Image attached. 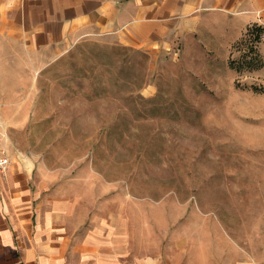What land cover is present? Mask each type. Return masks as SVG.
I'll return each instance as SVG.
<instances>
[{
    "label": "rangeland",
    "instance_id": "obj_1",
    "mask_svg": "<svg viewBox=\"0 0 264 264\" xmlns=\"http://www.w3.org/2000/svg\"><path fill=\"white\" fill-rule=\"evenodd\" d=\"M175 42L50 55L0 146L32 159L34 193L118 264H264V29L228 60Z\"/></svg>",
    "mask_w": 264,
    "mask_h": 264
},
{
    "label": "crops",
    "instance_id": "obj_2",
    "mask_svg": "<svg viewBox=\"0 0 264 264\" xmlns=\"http://www.w3.org/2000/svg\"><path fill=\"white\" fill-rule=\"evenodd\" d=\"M255 26L264 29V0H0V135L28 117L31 71L82 39L152 53L179 40L228 60ZM9 150L0 173V264H118L106 240L73 224L76 212L64 201L40 200L30 185L32 159Z\"/></svg>",
    "mask_w": 264,
    "mask_h": 264
},
{
    "label": "built area",
    "instance_id": "obj_3",
    "mask_svg": "<svg viewBox=\"0 0 264 264\" xmlns=\"http://www.w3.org/2000/svg\"><path fill=\"white\" fill-rule=\"evenodd\" d=\"M10 159L7 150L0 146V173L5 172L8 169Z\"/></svg>",
    "mask_w": 264,
    "mask_h": 264
},
{
    "label": "trees",
    "instance_id": "obj_4",
    "mask_svg": "<svg viewBox=\"0 0 264 264\" xmlns=\"http://www.w3.org/2000/svg\"><path fill=\"white\" fill-rule=\"evenodd\" d=\"M258 28H260V27H258ZM259 31V30H258Z\"/></svg>",
    "mask_w": 264,
    "mask_h": 264
}]
</instances>
